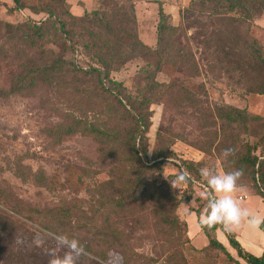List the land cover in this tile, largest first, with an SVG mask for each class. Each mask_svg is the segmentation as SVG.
<instances>
[{
  "label": "rangeland",
  "instance_id": "rangeland-1",
  "mask_svg": "<svg viewBox=\"0 0 264 264\" xmlns=\"http://www.w3.org/2000/svg\"><path fill=\"white\" fill-rule=\"evenodd\" d=\"M54 1L20 0L16 7L13 0H0V264H48L50 249L58 255L68 251L57 242L59 234L90 248L81 254L84 259L78 257L76 264H123L121 254L101 242L106 214L98 207L107 192L99 185L109 178L116 161L106 158L103 145L92 136L51 134L67 118L101 114V91H76L72 79H62L56 85L42 82L36 74H27L32 66L47 65L56 58L88 64L77 52L71 53L65 39L53 32L43 39L32 32L30 26L45 20L49 16L47 10L58 15ZM68 1L74 15L98 5L95 0ZM119 1L135 15L138 37L151 48L156 46L161 3L170 23L184 27L179 44L192 51L200 74L192 76L169 63L156 73L158 81L174 89L163 101L150 106L148 158L143 157L151 161L154 152L167 154V158L156 163L158 168L151 179L156 183L163 181L175 198V215L183 223V230H172L162 223L161 204L155 201L143 202L130 215L113 214L111 225L116 228L117 237L128 245V254L138 255L133 256V264H241L217 251L201 253L191 248L200 250L205 245L200 227L207 203L205 194H214L209 193L200 169L209 167L223 174L222 151L232 144L240 145L233 142V131L226 120L219 118L225 113L218 109L227 106L246 112L247 132L239 126L236 133L241 141L257 143L258 152L264 154V95L243 91L236 75L219 73L215 68L204 70L211 60L205 59L203 44L199 42L201 29L185 27L180 15L192 0ZM250 35L264 51V13L253 20ZM155 60L153 55L139 58L111 76L135 90L134 81L153 71ZM18 84V89H13ZM19 171L30 176L22 179ZM39 172L48 178L47 186L35 180ZM181 172L187 173L190 181L173 187L172 182ZM247 191L246 186L238 187L232 196L255 217L256 198ZM163 205L169 207L165 202ZM51 209L50 220L57 233L47 230L44 225L49 222L42 220ZM257 229L244 222L233 231L246 241L247 248L255 250L254 243L264 246L256 236L263 232ZM94 251L106 252L108 261ZM176 252L184 255L185 263L174 259Z\"/></svg>",
  "mask_w": 264,
  "mask_h": 264
},
{
  "label": "trees",
  "instance_id": "trees-1",
  "mask_svg": "<svg viewBox=\"0 0 264 264\" xmlns=\"http://www.w3.org/2000/svg\"><path fill=\"white\" fill-rule=\"evenodd\" d=\"M13 1L19 7L20 0ZM95 1L97 8L74 15L68 0H55L54 9L58 15L47 10L49 16L45 20L30 26L32 32L42 39L52 32L65 39L70 52H77L80 58L87 60V66L80 65L75 59L56 58L47 65L32 66L27 74H36L42 82H55L56 85L62 79H72L76 91H101L104 102L101 114L93 115L92 112L91 115L72 116L51 134L59 137L74 133L92 136L103 145L102 152H106V158L116 161L109 178L99 185L107 191L98 204L99 210L106 214L101 242L120 253L123 264H133V256L138 255L128 254V245L117 237L118 232L110 222L113 214L130 215L143 202L155 201L161 204L159 217L162 223L172 230H183V223L175 215V198L163 181L156 183L151 179L152 172L158 168L156 163L160 158H167V154L154 152L151 161L143 159L148 158L150 106L163 101L174 89L158 81L156 73L161 72L167 63L179 71H188L192 76L199 75L200 68L192 51L179 44L184 27L170 23L161 3H158L157 11L156 46L151 48L138 37L135 15L119 0ZM263 13L264 0H192L180 15L185 27L201 29L199 42L203 44L205 59L211 60L207 61V66L203 65L204 70L215 68L219 73L236 75L239 77L237 84H241L243 91L264 95V51L250 35L253 20ZM152 55L156 58L155 69L138 76L134 81L135 90L112 78V72ZM18 86L13 89H18ZM218 111L225 113V117L219 115V118L226 120L232 129L233 142L240 143L239 147L234 144L228 147L234 149V153L223 160L224 172L241 170L238 187L246 186L251 194L264 198V154L258 152L257 143L241 141L236 133L239 126L247 132L246 112L232 106ZM260 141L263 142V138ZM17 174L22 179L30 176L23 171ZM35 180L42 186L49 184L42 172L35 175ZM164 202L169 207L165 208ZM52 213L53 209L45 213L47 217H42V220L49 222V225H44L47 230L57 233L50 220ZM200 227L208 242L200 250L191 247L195 251H217L228 260L238 262L216 238L215 231L220 228L244 264H264V251L258 256L247 252L237 241L234 231L228 232L221 225L206 227L201 224ZM259 228L264 232V223L259 224ZM83 247L84 251L90 249ZM94 253L108 261L106 252ZM80 257L84 259L83 255ZM173 257L185 261L182 253L176 252Z\"/></svg>",
  "mask_w": 264,
  "mask_h": 264
},
{
  "label": "clouds",
  "instance_id": "clouds-1",
  "mask_svg": "<svg viewBox=\"0 0 264 264\" xmlns=\"http://www.w3.org/2000/svg\"><path fill=\"white\" fill-rule=\"evenodd\" d=\"M234 153V149L226 148L222 155L227 158ZM200 175L205 181L209 193H216L212 198L205 194L207 203L203 209L201 223L206 227L221 225L224 230L231 232L239 228L242 223L247 222L251 227H258L264 223L257 217L250 216L248 211L242 208L233 198L232 193L237 189V181L242 176L239 169L218 174L214 169L203 167L200 169ZM190 177L187 173H179L177 180L172 182L173 187H178L180 183H187ZM57 242L68 249L63 255H58L55 249L48 252V264H76L78 257L84 252L83 245L75 238H69L66 234L56 236Z\"/></svg>",
  "mask_w": 264,
  "mask_h": 264
},
{
  "label": "crops",
  "instance_id": "crops-1",
  "mask_svg": "<svg viewBox=\"0 0 264 264\" xmlns=\"http://www.w3.org/2000/svg\"><path fill=\"white\" fill-rule=\"evenodd\" d=\"M238 188V187H237ZM247 192H249V191H247ZM215 194V193H214ZM213 194V195H214ZM249 194L250 195H253V194H251L250 192H249ZM212 195V194H211ZM212 195V196H213ZM216 195V194H215ZM214 195V196H215ZM213 196V197H214ZM254 196V198H256L255 200V203H256V205H255V209H256V216L255 217H257V218H259V219H261V220H263L264 219V198L263 197H260V196H257V195H253ZM244 197H246V196H244ZM241 197L239 196V199H240ZM257 230H260L261 232H263L260 228H259V226L258 227H255ZM203 234H204V232L203 231H201ZM235 233V237H236V239H237V241L241 244V246L247 251V252H249V253H251V254H253V255H256V256H258V255H261V253L264 251V246H261L260 244L259 245H257V244H255L254 243V248H255V250H252V249H250V248H247L248 246H247V244H246V241H244L242 238H241V236L238 234V233H236V232H234ZM264 233V232H263ZM263 233H256V236H258L259 238H261L262 239V241L264 242V236L262 235ZM215 234H216V238L218 239V241L219 242H221L226 248H227V250L230 252V254L235 258V259H237V260H239V262L241 263V264H244V261L241 259V258H239L238 256H237V254H236V251L229 245V243H228V239H227V237H226V235H225V233L220 229V228H217L216 229V231H215ZM205 235V234H204ZM203 242H205L204 244L206 245V243L208 242L207 241V238H206V236L203 238ZM205 245H203V246H205Z\"/></svg>",
  "mask_w": 264,
  "mask_h": 264
},
{
  "label": "built area",
  "instance_id": "built-area-1",
  "mask_svg": "<svg viewBox=\"0 0 264 264\" xmlns=\"http://www.w3.org/2000/svg\"><path fill=\"white\" fill-rule=\"evenodd\" d=\"M209 197L212 198L213 196L210 194Z\"/></svg>",
  "mask_w": 264,
  "mask_h": 264
}]
</instances>
